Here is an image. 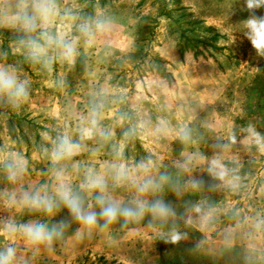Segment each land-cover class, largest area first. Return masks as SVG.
<instances>
[{
	"label": "rangeland",
	"instance_id": "rangeland-1",
	"mask_svg": "<svg viewBox=\"0 0 264 264\" xmlns=\"http://www.w3.org/2000/svg\"><path fill=\"white\" fill-rule=\"evenodd\" d=\"M56 1L65 18L47 31L76 41L74 67L57 68L51 55L30 58L26 41L43 29L28 34L0 25V63L14 68L28 89L18 108L0 100V246L16 247L20 264H264V56L244 35L250 15L244 0ZM10 5L15 0L0 1V12ZM85 22L91 44L79 30ZM191 36L211 54L194 56L185 40ZM93 110L98 129L81 140ZM65 133L82 145L67 162L74 187L88 169L110 177V166L123 164L144 175L143 164L148 175L168 177L149 199H162L175 216L164 223L145 216L126 226H140L137 233L115 241L110 229L123 227V220L89 232L63 207L49 216L11 203L12 193L19 200L45 185L51 190L52 162L44 149ZM11 150L19 154L6 155ZM17 157L26 172L12 183L4 162ZM213 161L223 166V178ZM114 195L127 204L134 190L125 185ZM28 223H62L63 234L50 246L9 234L10 225ZM200 225L211 231V241L229 226L242 236L234 245L216 241L208 252L211 241ZM173 230L182 235L175 244L166 242Z\"/></svg>",
	"mask_w": 264,
	"mask_h": 264
},
{
	"label": "clouds",
	"instance_id": "clouds-1",
	"mask_svg": "<svg viewBox=\"0 0 264 264\" xmlns=\"http://www.w3.org/2000/svg\"><path fill=\"white\" fill-rule=\"evenodd\" d=\"M244 6V10L250 13L249 18L244 22L246 29L244 35L251 42L257 54L264 56V15H255L257 10L264 8V0H244ZM58 15L56 0H15V10H4L3 15L0 16V24L19 25L28 34L35 33L37 28L43 29L40 39L44 40V44L32 38L26 41L30 58L34 62L44 59L50 47L59 49V55L63 59L72 61L76 54V42L65 40L62 36H53L47 31ZM96 27L101 29L103 24L97 22ZM79 30L87 38V43L91 44L93 33L90 24L87 22L81 24ZM27 98L26 81L18 78L14 68L0 65V100H6L12 107L18 108ZM89 124V128L81 129V140L89 138L92 132L98 129V115L95 110L90 114ZM81 148V143L74 142L68 134L57 135L52 141L51 149H44L52 162L51 190L45 185L33 191L23 192L19 200L16 199L15 193H12L10 202L49 216L54 215L63 207L83 230L89 232L97 227L101 230L109 229L121 220H123L122 226H127L129 223H139L145 216H150L152 221L161 223L175 216L174 210L162 199H149L150 196L162 190L168 177L161 175L159 179H156L148 175V169L143 164L138 167L143 170L144 175L130 173L123 164H112L109 170L110 177L88 169L78 188L74 187L67 162H71L72 158L80 153ZM212 163L214 168L219 169L217 174L223 178L225 175L223 166L218 161ZM71 168L73 171H78L79 163L73 162ZM4 169L8 180L12 183L21 179L26 172L24 161L18 157L4 162ZM125 185L134 190V196L127 204L114 195L115 188ZM199 210L197 206L196 211ZM101 220L102 225L99 223ZM63 230L62 223L51 227L45 223H28L8 227L10 235L19 234L28 243L36 246H50L63 234ZM160 235L164 237L163 233ZM181 239V233L173 230L167 234L166 242L175 244ZM0 264H20L17 248L7 246L0 250Z\"/></svg>",
	"mask_w": 264,
	"mask_h": 264
},
{
	"label": "crops",
	"instance_id": "crops-1",
	"mask_svg": "<svg viewBox=\"0 0 264 264\" xmlns=\"http://www.w3.org/2000/svg\"><path fill=\"white\" fill-rule=\"evenodd\" d=\"M0 1H2V0H0ZM58 3H60V2H57L56 1V4H57L58 9L62 8V5H60ZM1 7H2V5H1ZM7 9H10V10L14 11L15 10V5H13V6L10 5ZM3 13H4V10H3V12H0V16H2ZM64 18H65V15L62 14V12H60L59 17L57 16L55 18V20H54L53 23L59 22L60 24H63V19ZM0 25L3 26L6 29H12V28H19L20 27L19 25H16V26H10V25H7V24H0ZM13 39H16L17 41H19V37H14ZM37 39L39 40V42L41 44H44L45 43L43 39H40V37L37 38ZM75 46H76V54H75V56H74V58H73L72 61H68V60L63 59L59 55V49H57L55 47L48 48L47 51H49V52H47V55H51V58H53V59H55L56 61L59 62L58 65L56 66L57 68H60L62 66H63V69H61V70H64L66 67L71 68V67H74L75 62L77 61V58L79 56V53L77 52V44ZM55 50H56V52L54 53ZM13 52L14 51H12V53ZM48 53H51V54H48ZM0 65H3L5 67H8L9 66L7 64V62H1ZM67 70H69V69H67ZM71 73H73L72 69L70 71V74ZM8 153L14 154V155L19 154L18 151H13V150L6 151V155ZM139 228H140V226H137V227H126V226H123V227H115L114 226L113 229H110V228L109 229L114 233V236H115L114 240L116 241L117 239L120 238L119 236H121V235H123L124 237L125 236H128V235L132 236L133 234L137 233V230H139ZM197 228L200 231V233H201V235L203 236L204 239H209V240L212 239L210 237L211 236L210 235V232L211 231L208 228L203 227L201 225L198 226ZM241 236H242V234L239 233V228H237L236 226L225 227V228L219 230V232H218V238L214 239L213 241L210 240L211 242L208 243L207 245H205V250L209 252L212 244L213 243H217L216 241H218L220 244H223V245H234V244H236L239 241V238ZM0 237H1V235H0ZM2 249H3V246H0V250H2Z\"/></svg>",
	"mask_w": 264,
	"mask_h": 264
},
{
	"label": "trees",
	"instance_id": "trees-1",
	"mask_svg": "<svg viewBox=\"0 0 264 264\" xmlns=\"http://www.w3.org/2000/svg\"><path fill=\"white\" fill-rule=\"evenodd\" d=\"M181 8L185 9V7H181ZM183 14H186V13H183ZM187 14H189V13H187ZM189 22L190 23H195V21H193L191 19L189 20ZM184 34L185 33L183 31H181V41L179 42V45H178L179 46V52H180V54H183L184 53V43L182 42V38L186 37ZM185 40L189 42V45L188 46H191L192 47L191 50H192L194 56L201 55V56H206L207 57L208 55L211 54L209 51L207 52V49H205L203 47H198L199 43L200 44H204V41L203 40H199V39H197L195 37H192V36H191L190 39H186L185 38Z\"/></svg>",
	"mask_w": 264,
	"mask_h": 264
}]
</instances>
